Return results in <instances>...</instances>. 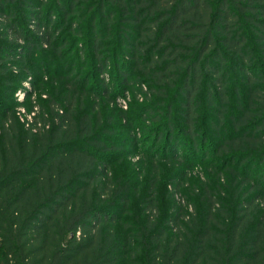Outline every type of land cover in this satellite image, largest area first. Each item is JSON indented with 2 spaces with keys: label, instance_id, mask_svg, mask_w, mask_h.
Wrapping results in <instances>:
<instances>
[{
  "label": "trees",
  "instance_id": "16d2710c",
  "mask_svg": "<svg viewBox=\"0 0 264 264\" xmlns=\"http://www.w3.org/2000/svg\"><path fill=\"white\" fill-rule=\"evenodd\" d=\"M71 36L81 71L28 128L4 102ZM0 264H264V0H0Z\"/></svg>",
  "mask_w": 264,
  "mask_h": 264
},
{
  "label": "rangeland",
  "instance_id": "374dc122",
  "mask_svg": "<svg viewBox=\"0 0 264 264\" xmlns=\"http://www.w3.org/2000/svg\"><path fill=\"white\" fill-rule=\"evenodd\" d=\"M68 36V35H67ZM70 44L68 45L67 51L63 53V56L60 58H56L53 60V62H49L45 56L42 54H38V59L43 60L44 64L43 67L45 70H47L46 75H35V83L34 85H30L29 83L25 84L24 86H21L16 93H14V97L10 98V101L4 102L10 106L15 104L14 107H17L14 111L17 114V117L20 119L21 123L24 124L28 128H34L33 124L37 123L36 127H39V125H43L44 121L48 118H51V110L53 108V100L56 102H63V95H66V91L63 89L64 85V76L65 72L68 71L67 66L75 63L76 71L77 73L81 71V65H78V62L80 63V60L78 59L79 56V45H75L73 43L74 37H69ZM64 57V58H63ZM56 63V64H54ZM39 66V64H36ZM40 65V66H41ZM87 71H83L82 74L86 73ZM67 74V72H66ZM33 93V94H32ZM133 95L131 92L123 94L121 97H118L117 100H113L112 102H108L107 99L100 98L99 107L102 111V114L108 115L110 112H115V110H118L120 112L130 113L131 110V104L133 103ZM138 99L141 100L142 98L139 95ZM15 100V102H14ZM107 102V104H106ZM87 105L93 104V101L91 98H88L85 102ZM89 106V108L92 107ZM57 108V107H56ZM120 112L116 113L119 114ZM49 122H47L48 124ZM146 122H136V130H146L148 127V124H145ZM29 125V126H28ZM35 129V128H34ZM149 136L147 133H142L139 135L140 139H144L145 137ZM144 145V144H143ZM149 145V144H148ZM141 147V146H140ZM141 151H143L144 146L142 148H139ZM127 152V151H125ZM124 160L120 164L117 165L118 170H122V168L129 163L138 164L139 162L142 163L143 157H133L132 159L128 157H124ZM149 165V164H148ZM160 168H162L165 171V175L162 179L161 184L159 185L158 192H159V200L162 212L164 214H168L170 211V197L173 196V200L175 199L178 204L181 206H184V195H182L180 192L177 194L175 190H173L172 187H168V176L172 175L173 173L170 172V168L165 163H160ZM199 170V169H197ZM195 170L194 172H191L186 178L185 185L181 189V192H185L186 198L189 196V188L190 186H200V182H203V178L200 180L198 177V172ZM163 171V172H164ZM200 171V170H199ZM149 174L152 173V169L146 170ZM162 174V171H159ZM201 172V171H200ZM147 173V176L143 178L144 185H147L148 181L151 179L150 175ZM149 175V177H148ZM202 177V176H200ZM212 182L214 181V177L212 176L210 179ZM195 182V183H194ZM146 195L145 190H142L140 192V195L136 199L135 197H132V202L135 203L137 200H140L143 198V196ZM193 200V198H191Z\"/></svg>",
  "mask_w": 264,
  "mask_h": 264
}]
</instances>
